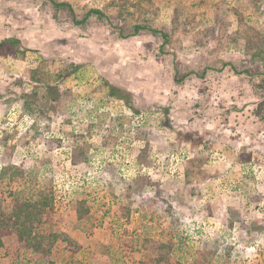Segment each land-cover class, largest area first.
<instances>
[{"label": "rangeland", "instance_id": "obj_1", "mask_svg": "<svg viewBox=\"0 0 264 264\" xmlns=\"http://www.w3.org/2000/svg\"><path fill=\"white\" fill-rule=\"evenodd\" d=\"M57 1L108 19L0 0V223L58 235L0 258L264 264V0Z\"/></svg>", "mask_w": 264, "mask_h": 264}, {"label": "trees", "instance_id": "obj_2", "mask_svg": "<svg viewBox=\"0 0 264 264\" xmlns=\"http://www.w3.org/2000/svg\"><path fill=\"white\" fill-rule=\"evenodd\" d=\"M47 1L56 10L67 9L72 16L74 25L76 26H82L92 16H96L99 19H108L107 15L103 11L99 9H91L86 13L83 19L79 20L77 19L74 8L72 7L70 3L58 2L57 0H47ZM112 26L113 28L118 29L121 34H123L121 27L115 26L113 24ZM145 30L150 31L153 34H160L161 37L164 39L165 43L168 41V36L166 33L156 30V29H151L150 27H147L142 24L135 25L133 35L135 36L139 34L141 31H145ZM2 44L3 42L0 43V45ZM262 52L264 51L262 50L260 53ZM259 56L263 57V54H259ZM255 57H258V56L256 55ZM244 73L248 74V70H245ZM45 204L47 203H45V201L42 202V200L36 203L26 202L22 207H18L14 211L15 221L14 223H12L11 228L7 226L6 222L0 223V247L3 246L2 240L4 237L15 234L19 237V240L27 242L32 247L31 249L36 254H39L40 256H42V258H46V260H48L51 249L54 247L55 242L58 240V235L54 233H50L48 236L43 237V236H37L35 233H33V223L35 220H38L37 217L40 214V211H41L40 208H42V206H44ZM46 251H48L47 254H46Z\"/></svg>", "mask_w": 264, "mask_h": 264}, {"label": "crops", "instance_id": "obj_3", "mask_svg": "<svg viewBox=\"0 0 264 264\" xmlns=\"http://www.w3.org/2000/svg\"><path fill=\"white\" fill-rule=\"evenodd\" d=\"M80 220V219H79ZM10 237V236H9ZM94 237H97V234L96 235H93L92 237H90L89 239L90 240H93L94 239ZM8 238V237H7ZM78 244H79V247L80 246H82L83 244H85V241H82L81 239H78ZM101 242H103V241H101ZM116 243V242H115ZM117 245H115L114 247H113V250H115V249H117V252H118V250H120L121 252H123L122 254L125 256V258H124V260L126 261V263H122L121 261H108V259H106V257L105 256H103L101 259H99V260H93V261H90L91 262V264H92V262H93V264H135V263H132V261L131 262H129V259H130V257L129 256H126V251L124 252V250H126V248H125V246L127 247V245H125V244H120L119 242H117L116 243ZM4 245H5V248H7L6 246H7V243L4 241ZM97 245L100 247V243L99 242H97ZM86 246H87V244H86ZM91 246H92V250H94V248H93V243L91 244ZM98 247V248H99ZM96 248H97V246H96ZM126 253V254H125ZM145 253V252H144ZM85 254V253H84ZM87 256H88V253L86 254ZM145 256L148 258L149 256H147V254L145 255V254H140L139 256H137V255H135V257L133 258L132 257V260L133 261H135V260H143V261H145L146 259H144L145 258ZM7 259H8V257L7 256H4V254H3V256L0 258V264H7L8 263V261H7ZM87 259V258H86ZM85 259V260H86ZM61 260H63V259H61ZM84 262H87L88 263V261H84Z\"/></svg>", "mask_w": 264, "mask_h": 264}, {"label": "built area", "instance_id": "obj_4", "mask_svg": "<svg viewBox=\"0 0 264 264\" xmlns=\"http://www.w3.org/2000/svg\"><path fill=\"white\" fill-rule=\"evenodd\" d=\"M99 162V161H98Z\"/></svg>", "mask_w": 264, "mask_h": 264}]
</instances>
